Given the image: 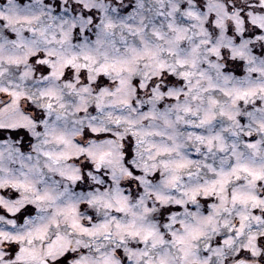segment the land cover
Wrapping results in <instances>:
<instances>
[{
	"label": "snow or ice",
	"instance_id": "1",
	"mask_svg": "<svg viewBox=\"0 0 264 264\" xmlns=\"http://www.w3.org/2000/svg\"><path fill=\"white\" fill-rule=\"evenodd\" d=\"M0 264H264V0H0Z\"/></svg>",
	"mask_w": 264,
	"mask_h": 264
}]
</instances>
